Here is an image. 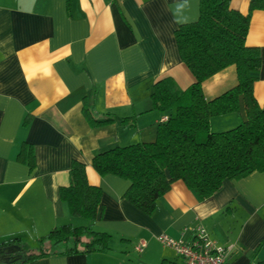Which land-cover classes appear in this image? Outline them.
<instances>
[{
    "label": "crops",
    "instance_id": "crops-1",
    "mask_svg": "<svg viewBox=\"0 0 264 264\" xmlns=\"http://www.w3.org/2000/svg\"><path fill=\"white\" fill-rule=\"evenodd\" d=\"M250 1L231 0L230 6L246 14ZM199 5L200 0H72L68 13L66 0H0V243L19 238L34 244L62 225L91 226L111 236L108 252L29 264H184L159 236L190 242L192 229L202 225L230 248L229 264H264V172L225 180L205 201L176 181L148 216L123 198L129 180L100 176L92 167L100 152L156 140L168 118L150 98L159 79L171 77L180 89L195 82L175 31L198 20ZM248 30L245 43L261 53L253 94L264 106V10L253 13ZM237 81L236 67L225 68L203 82L206 100ZM94 90L96 111L112 115L114 123L92 128L87 122L83 99ZM238 108L214 117L212 131L247 121L242 96ZM27 116L32 120L25 127ZM22 143L34 148L33 171L16 161ZM74 160L87 166L88 182L103 192L94 221L71 216L60 199Z\"/></svg>",
    "mask_w": 264,
    "mask_h": 264
},
{
    "label": "trees",
    "instance_id": "trees-1",
    "mask_svg": "<svg viewBox=\"0 0 264 264\" xmlns=\"http://www.w3.org/2000/svg\"><path fill=\"white\" fill-rule=\"evenodd\" d=\"M67 1L70 13L72 0ZM231 0H200V15L193 23L180 25L175 39L180 57L195 77L188 88L180 89L174 79L163 77L153 86L151 99L155 110L168 113L158 127L156 140L115 147L96 154L93 169L100 176L115 175L130 181L123 198L145 215L152 216L157 201L170 191L173 183L183 181L205 201L222 189L225 180H240L253 172H264V106L254 96L259 79L261 53L246 40L252 15L264 10V0H251L246 14L234 10ZM235 66L238 84L206 100L203 82ZM83 99V114L92 128L103 127L117 119L96 111L94 101ZM244 98L247 121L223 132H214V117L239 112V98ZM132 118L119 119L123 124ZM32 120L27 116L26 127ZM16 161L33 171L36 156L32 145L22 143ZM87 166L74 160L70 182L60 187V199L68 205L71 216L94 221L102 203V189L88 182ZM111 236L91 226L71 224L53 229L34 244L19 238L0 243V264H29L33 261L75 255L106 253ZM264 242V241H263ZM263 242L253 256L256 259ZM162 264H168L163 262Z\"/></svg>",
    "mask_w": 264,
    "mask_h": 264
},
{
    "label": "built area",
    "instance_id": "built-area-1",
    "mask_svg": "<svg viewBox=\"0 0 264 264\" xmlns=\"http://www.w3.org/2000/svg\"><path fill=\"white\" fill-rule=\"evenodd\" d=\"M192 231L193 238L190 242L176 240L166 234L159 236V241L175 249L184 264H229L230 248L218 244L202 225H198ZM143 247L144 244L137 249L141 251Z\"/></svg>",
    "mask_w": 264,
    "mask_h": 264
}]
</instances>
